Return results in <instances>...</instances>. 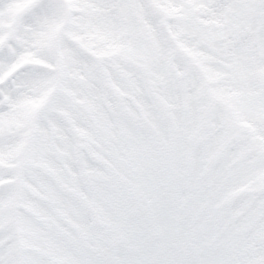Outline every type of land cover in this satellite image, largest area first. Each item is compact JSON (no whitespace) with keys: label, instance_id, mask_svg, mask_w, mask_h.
<instances>
[{"label":"snow or ice","instance_id":"snow-or-ice-1","mask_svg":"<svg viewBox=\"0 0 264 264\" xmlns=\"http://www.w3.org/2000/svg\"><path fill=\"white\" fill-rule=\"evenodd\" d=\"M0 264H264V0H0Z\"/></svg>","mask_w":264,"mask_h":264}]
</instances>
